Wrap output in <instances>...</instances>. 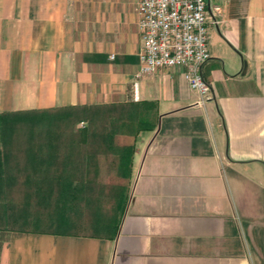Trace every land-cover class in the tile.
I'll use <instances>...</instances> for the list:
<instances>
[{
  "label": "crops",
  "instance_id": "crops-1",
  "mask_svg": "<svg viewBox=\"0 0 264 264\" xmlns=\"http://www.w3.org/2000/svg\"><path fill=\"white\" fill-rule=\"evenodd\" d=\"M137 2L0 0V113L137 105L153 123L129 132L119 110L99 134L121 178L103 235L14 231L0 264H264V0H208L220 7L208 98L179 66L137 76ZM127 145L124 177L116 149Z\"/></svg>",
  "mask_w": 264,
  "mask_h": 264
},
{
  "label": "rangeland",
  "instance_id": "rangeland-1",
  "mask_svg": "<svg viewBox=\"0 0 264 264\" xmlns=\"http://www.w3.org/2000/svg\"><path fill=\"white\" fill-rule=\"evenodd\" d=\"M118 111L109 105L93 117L58 108L27 118L7 116L0 126V252L14 231L103 235L100 224L111 213L121 178L117 156L103 149L98 137L113 130ZM82 132L90 133L84 145ZM63 166L74 176L64 205L58 200Z\"/></svg>",
  "mask_w": 264,
  "mask_h": 264
},
{
  "label": "built area",
  "instance_id": "built-area-1",
  "mask_svg": "<svg viewBox=\"0 0 264 264\" xmlns=\"http://www.w3.org/2000/svg\"><path fill=\"white\" fill-rule=\"evenodd\" d=\"M136 13L140 36L137 76L179 66L189 88L202 98L210 97L202 67L210 58L208 28L219 23L220 7L210 6L208 0H138Z\"/></svg>",
  "mask_w": 264,
  "mask_h": 264
},
{
  "label": "trees",
  "instance_id": "trees-1",
  "mask_svg": "<svg viewBox=\"0 0 264 264\" xmlns=\"http://www.w3.org/2000/svg\"><path fill=\"white\" fill-rule=\"evenodd\" d=\"M147 104H148L147 102L141 103L140 108L144 109L145 108L144 106ZM138 107L139 106H137V105L136 106H127V107L122 106L119 109L120 111L126 112V117L124 119H122L120 123L129 132L136 133L140 130L152 129V127H153L152 122L148 121L146 118H144V116L139 114V108ZM58 109L60 111H62L63 109H67L68 110L67 114H69L70 112H74V113H80L81 112V113L89 114L90 117H93L94 115H96V112L99 109H101V107H97V106H70L67 108H58ZM31 113L32 114L38 113L36 115H39L42 112L30 110V111H26V112H3V113H0V126H3L5 124V122L7 120H9L7 116L24 115L23 118H27L28 114H31ZM119 115H120V112H119ZM116 152L118 153L119 158H120L119 169H120V171L124 177H128L129 172H130V162H131V156L133 153V146L132 145L122 146L120 148H117ZM71 188H72V181L70 178H67V176H65V178L60 181V191H59V198H58V200L60 202H62L63 204L65 203L66 196L70 192ZM120 194L121 193H118V195H120ZM118 223H119L118 219L114 214L113 217L109 221V224L111 226L109 236L112 237L114 235V232L118 226Z\"/></svg>",
  "mask_w": 264,
  "mask_h": 264
}]
</instances>
